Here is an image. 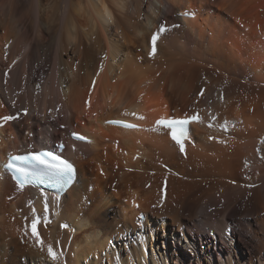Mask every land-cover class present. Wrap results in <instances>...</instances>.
I'll use <instances>...</instances> for the list:
<instances>
[{
	"label": "bare ground",
	"instance_id": "obj_1",
	"mask_svg": "<svg viewBox=\"0 0 264 264\" xmlns=\"http://www.w3.org/2000/svg\"><path fill=\"white\" fill-rule=\"evenodd\" d=\"M0 104V264H264V0H0ZM197 113L185 155L156 122ZM62 140L64 195L5 170Z\"/></svg>",
	"mask_w": 264,
	"mask_h": 264
},
{
	"label": "snow or ice",
	"instance_id": "obj_2",
	"mask_svg": "<svg viewBox=\"0 0 264 264\" xmlns=\"http://www.w3.org/2000/svg\"><path fill=\"white\" fill-rule=\"evenodd\" d=\"M182 15L184 16H188V17H195V13L192 11H186L184 13H182ZM167 31L166 27L161 25L159 30L156 32V34H154L151 37V55L155 56L156 52H157V41L160 38V33ZM104 59H107V55L104 56ZM103 67L104 65L101 63L100 64V71H103ZM95 82H93V87H94ZM203 91L200 92V95L203 96ZM15 105V102H13V106ZM3 105L0 104V107H2ZM24 114L27 115V109H24ZM132 115H136L135 113H132ZM138 119H143L144 117L139 116L137 117ZM17 119V117L15 115H6L3 117H0V128H2L6 123H8L9 121H13ZM213 120H215V116L212 117ZM202 118L200 117V115L197 113L195 115H192L191 117L185 118V119H176V118H171V119H160L158 120L157 126L160 128H164V129H168L170 131V135H171V139L177 143L179 145V149L181 151V153H184L185 155L186 153V144L185 141H191V137L189 135L188 129L186 128V125H189L190 123L193 122H201ZM110 123H116V124H121L122 126L126 127V128H130V129H134L137 128L138 125L135 124H130V123H126L124 121H111ZM211 126V125H209ZM222 127L227 130V122H225L224 125H222ZM73 135L75 136L76 139L78 140H84L86 139V137L80 136L79 134L73 133ZM210 139H216L215 137H210ZM218 142L220 143H226V141L224 140H219ZM193 146H194V142ZM50 155V154H48ZM55 161H58L57 163H52L49 160L45 159V155L44 154H35V155H31V156H23V155H16V156H12L11 159L8 161L7 166L9 168H11L13 171H15L16 173L19 174V177H21L22 179H20L19 182V187L21 189H23V187L25 186V184L28 183V177L29 176H33L36 177L37 173L31 171V165L33 161L38 162L41 165H45L50 174H54L57 175L59 177H64L66 175H69L72 173L73 171V166L72 164L66 162V161H60L58 157H53L52 158ZM262 159H264V157H262ZM40 176L42 177L43 174H40ZM252 187H255L254 185ZM135 207H139L138 204H135V201L133 202ZM157 205H154V207H156ZM41 225H42V221L39 217H36L34 219L31 220L30 223V233L29 231L25 232V235H29L31 236L32 240L37 244V246H39L41 249H43L44 246V239L41 235ZM141 227L143 226L142 224L140 225ZM66 227V225H65ZM47 253L48 256L51 258L52 261H56L59 258V254L57 253V251H55L53 249V247L51 245L48 246L47 248Z\"/></svg>",
	"mask_w": 264,
	"mask_h": 264
},
{
	"label": "rangeland",
	"instance_id": "obj_3",
	"mask_svg": "<svg viewBox=\"0 0 264 264\" xmlns=\"http://www.w3.org/2000/svg\"><path fill=\"white\" fill-rule=\"evenodd\" d=\"M38 74H39V73H38ZM39 76H40V75H39ZM41 78H42V77H41ZM17 116H19V114H18ZM17 118H18V117H17ZM64 126H65V125L63 124V125H61V128H60V125H58V128L63 129ZM168 219H169V218H168ZM250 220H251V218H250ZM169 222H170V219H169ZM173 227L176 229V226H173ZM231 232H232V231H229V232H228V235H229V236H231ZM160 233L163 234V230H161ZM205 234H206V235H209V232H208V231H205ZM210 235L213 236L212 233H210ZM22 242H23V240H22ZM111 243H114L113 240H111ZM157 243H158V242H157ZM155 244H156V242H155ZM162 250H163V251L165 250V246H164V244H163L162 242H161V245H159V246H158V244L155 245V252H157L158 255L161 256V258L166 256V253H164V255L162 256ZM216 257H217V255H216ZM162 259H163V258H162ZM168 259H169V262H170V255H168ZM216 262H218V259H217V258H216ZM163 263H164V262H163ZM152 264H154V263L152 262ZM158 264H159V263H158ZM171 264H174V263H172V261H171Z\"/></svg>",
	"mask_w": 264,
	"mask_h": 264
}]
</instances>
